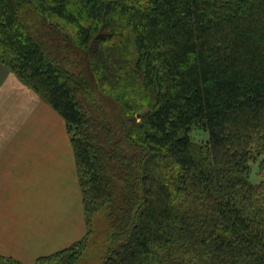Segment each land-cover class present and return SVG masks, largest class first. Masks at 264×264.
I'll use <instances>...</instances> for the list:
<instances>
[{
    "label": "trees",
    "instance_id": "16d2710c",
    "mask_svg": "<svg viewBox=\"0 0 264 264\" xmlns=\"http://www.w3.org/2000/svg\"><path fill=\"white\" fill-rule=\"evenodd\" d=\"M0 64L71 132L101 264H264V0H0ZM90 231L34 264H78Z\"/></svg>",
    "mask_w": 264,
    "mask_h": 264
},
{
    "label": "crops",
    "instance_id": "0c3cea01",
    "mask_svg": "<svg viewBox=\"0 0 264 264\" xmlns=\"http://www.w3.org/2000/svg\"><path fill=\"white\" fill-rule=\"evenodd\" d=\"M0 84V119L10 129L0 133V258L34 264L85 236L82 193L64 119L15 75Z\"/></svg>",
    "mask_w": 264,
    "mask_h": 264
},
{
    "label": "rangeland",
    "instance_id": "374dc122",
    "mask_svg": "<svg viewBox=\"0 0 264 264\" xmlns=\"http://www.w3.org/2000/svg\"><path fill=\"white\" fill-rule=\"evenodd\" d=\"M29 14H30V11H28L26 15L28 16ZM26 15H23V17L25 18L26 21L25 20L24 21L27 24L28 19H26L27 18ZM27 26H30V25L28 24ZM66 30H68V32H70L71 31L70 26L66 27ZM56 33L58 34V32H56ZM56 37H58V35H56L54 33L51 36V38L53 40H55ZM60 38H61V36H60ZM61 40H62V38H61ZM70 52L72 53V51H70ZM5 70L7 71L6 74H5L4 70H1V72H0V83H3L5 76L8 73L15 75V77L17 79H19L18 76L14 72H12L10 69L5 68ZM19 81H21V80L19 79ZM22 84H24V83L22 82ZM92 96L94 97V100L97 102L96 108L93 105L91 106L93 113H95L98 110V108H100L102 111H105L106 113H111L109 115V116H111L110 118L116 120V117L119 116V114H120V106H118L116 104V102L113 101L112 98L109 99L107 96L103 95L102 93H100L98 91L95 92V90H94ZM86 113H87V115H91L90 111H88ZM6 119L10 120L8 116H6ZM4 121L5 120L0 119V133L3 135V139L7 136V134L10 131V129L7 128V127H9V125ZM66 129H67V126H66ZM67 133L69 134V137H70L71 132H69L68 129H67ZM191 135L196 140H204L205 138L208 137V133L206 131L202 130L201 128H193L191 130ZM61 139H62V143L65 144V137L63 135H62ZM11 140L13 142H18L17 144H26L25 139H23V143H22L21 139L19 140V139H9V138L6 140H3V143L11 144L12 143ZM27 143H29V142H27ZM47 143H49V142H47ZM69 144L71 145V148L73 151V147H72L70 140H69ZM73 153H74V151H73ZM74 157H75V155H74ZM257 159L258 160H256V162L252 164V168H251L252 172H251L250 178L254 182L260 181L261 179H264V152ZM75 164H76V161H75ZM75 171H76V175H77V179H78L77 166H75ZM61 183L67 189L69 188V186L70 187L73 186L72 179L70 180V182L63 180ZM78 183H79V181H78ZM80 190H81V188H80ZM84 212H85V210H84ZM86 216H88V215H86V212H85V217ZM88 217L90 219V225L87 224V219H86L87 232H88L89 226H90L91 231L87 235V239L85 241H83L82 243L78 244L77 247L74 248L78 251L80 249H82V254H81L82 256H81L78 264H101V262L104 258V255L106 254L105 252H106L107 248H109V246L111 245V242H112V240L109 236V233L111 232L112 227H111L110 219L107 216V208L103 207V208H101L95 212H92L91 215ZM87 232H86V234H87Z\"/></svg>",
    "mask_w": 264,
    "mask_h": 264
}]
</instances>
